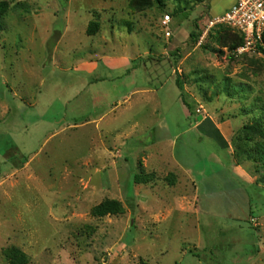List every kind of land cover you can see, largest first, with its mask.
Wrapping results in <instances>:
<instances>
[{"label":"rangeland","instance_id":"obj_1","mask_svg":"<svg viewBox=\"0 0 264 264\" xmlns=\"http://www.w3.org/2000/svg\"><path fill=\"white\" fill-rule=\"evenodd\" d=\"M129 1L0 0L9 4L0 20V264H10L11 247L28 264H264V167L240 154L239 140L264 119V53L221 48L219 25L207 27L211 0L141 12ZM226 84L244 91L231 99ZM148 86L154 115L140 94L124 103ZM203 117L229 149L191 130ZM176 136L174 159L193 175L198 202L189 177L159 158ZM147 174L151 183L135 182ZM105 200L124 213L94 216Z\"/></svg>","mask_w":264,"mask_h":264},{"label":"trees","instance_id":"obj_2","mask_svg":"<svg viewBox=\"0 0 264 264\" xmlns=\"http://www.w3.org/2000/svg\"><path fill=\"white\" fill-rule=\"evenodd\" d=\"M203 2V1H200ZM129 6L134 11H144L148 8L154 6H164V0H130ZM9 9V4L7 2H0V20L4 19L7 11ZM0 25V30H1ZM216 30V43L221 48H227L230 52L237 51L238 48L243 46V37L237 32L233 31L225 25H219ZM99 26L96 23H90L88 26L87 33L90 36L97 34ZM192 38H198L195 33H192ZM261 52L264 53V49L260 48ZM206 77L198 79V81H205ZM207 82V81H206ZM177 85L180 90H183V82L177 78ZM244 90H238L236 87H233L232 84L225 85V93L229 98H234L238 95L239 92ZM183 101L185 102L184 96H182ZM186 103V102H185ZM255 109H251L249 112L253 113ZM240 134L243 137L240 142L241 145L240 154H245L249 159L255 160L257 163H261V167H264V119L256 118L255 122L252 125H245L240 131ZM250 146V147H249ZM153 181V176L150 174L141 177L140 175L135 176V182L137 184H149ZM170 184H174L172 179L169 180ZM124 213V207L122 203L117 200H105L101 204L97 205L93 209V215L97 217H104L106 215H119ZM5 255L10 264H28L30 259L29 257L21 251L19 248L11 247L5 251Z\"/></svg>","mask_w":264,"mask_h":264},{"label":"crops","instance_id":"obj_3","mask_svg":"<svg viewBox=\"0 0 264 264\" xmlns=\"http://www.w3.org/2000/svg\"><path fill=\"white\" fill-rule=\"evenodd\" d=\"M218 2H219V0H211L210 13H215L216 14V15H212L211 14L212 19H217V18H220L221 16H223L229 9H231V7H233V5H235L237 0H230L229 4L226 7H223V5L221 6V4H218ZM96 68H97V64L96 63H92L89 66L90 71H92V70H94ZM135 71H136L135 68H133L131 70L130 69L127 70L126 76H129L132 73H135ZM156 92L158 93L159 90H156ZM153 93L154 92H153V90H152V88L150 86L142 87V88H133L132 90H130V92L128 94H125L123 96L125 98L124 103L126 101H130L131 102L132 101V98H130L131 96L140 94V95L143 96L142 99L144 98L145 100L151 101V103L152 102L155 103L156 109H154V111H153L154 112L153 115H154L155 113H158L157 108L159 107L160 103L157 101V99L155 97V94L153 95ZM181 106L183 107V110H184L185 114L187 115V118L190 117L189 116V111H188L186 105L184 104V102H181ZM191 123H192L191 124L192 125L191 126V130L199 132L198 134H199L200 137H202V139L203 138L213 139L221 149L227 150V149H229V147H231L230 146L231 144H230V142L228 140V137L225 135V133L223 132V130L221 129L219 124H216L212 119L207 118V117H203L200 120L199 119L198 120L197 119H193V122H191ZM135 132H136V130L132 131L131 133L123 134V137L125 138L127 135H129L130 138H131V136L134 135ZM177 136L174 137V138L169 139L171 141L170 146H169V150H170V155L171 156H168V154L166 152H164V153H161V155L163 157L160 155L159 158L163 159L164 165H166L170 161H173L174 164H175L176 170H178L180 173H182V174L186 175L187 177H189V179L191 180V183L193 185L194 191H195V193H194V201L198 202L199 201V197L196 194V192L198 190V186L196 185V181L193 178V175L190 173V171L188 169L184 168L182 164H179L176 161V159H174L173 151H174V148H175V146H176V144L178 142ZM140 167L141 168H145L146 170L147 169L149 170L148 166H145L144 164L140 165ZM154 168H155L154 165H151V170H149V171L151 173H152V171L156 172V168L155 169ZM242 171L243 170L239 166H235L233 168L234 175L242 183H244L245 185H248V186H254V183H252V181H248L246 178H244V176L242 175ZM256 186L258 188L259 187L262 188L261 187L262 185H256ZM235 189L238 192H240V193L245 195V192L241 188L240 189L235 188ZM226 194H228V193L226 192ZM255 221H256V219L254 217H251L250 222L254 223Z\"/></svg>","mask_w":264,"mask_h":264},{"label":"built area","instance_id":"obj_4","mask_svg":"<svg viewBox=\"0 0 264 264\" xmlns=\"http://www.w3.org/2000/svg\"><path fill=\"white\" fill-rule=\"evenodd\" d=\"M170 22L166 16L165 24ZM225 25L243 37V46L237 50L243 52H261L264 49V0H237L220 18L210 20L208 30ZM170 35L169 32H167Z\"/></svg>","mask_w":264,"mask_h":264}]
</instances>
